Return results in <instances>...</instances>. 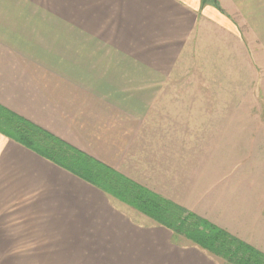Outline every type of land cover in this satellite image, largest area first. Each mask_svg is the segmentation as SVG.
<instances>
[{"label":"crops","instance_id":"0c3cea01","mask_svg":"<svg viewBox=\"0 0 264 264\" xmlns=\"http://www.w3.org/2000/svg\"><path fill=\"white\" fill-rule=\"evenodd\" d=\"M218 1L223 11L211 0H0V106L264 253V128L216 159L214 128L153 114L189 43L206 27L227 35ZM200 133L210 142L201 148ZM129 199L0 130L1 218L142 250L145 264H233Z\"/></svg>","mask_w":264,"mask_h":264},{"label":"rangeland","instance_id":"374dc122","mask_svg":"<svg viewBox=\"0 0 264 264\" xmlns=\"http://www.w3.org/2000/svg\"><path fill=\"white\" fill-rule=\"evenodd\" d=\"M224 11L227 35L222 27L214 31L206 27L198 40L190 42L169 80L168 103L153 106L156 115L183 113L185 130L192 129V124L200 132L214 128L218 149L212 148V155L216 153V159L227 141L246 143L258 128H264V0H227ZM159 122L169 123L153 120ZM249 135L252 138H245ZM189 138H185V146ZM193 139H199L200 148L210 144L201 133ZM24 220L19 218L16 223V218L0 217V264H145L142 250L115 252L96 248L91 240H75L74 234L34 233L27 231L32 225Z\"/></svg>","mask_w":264,"mask_h":264},{"label":"trees","instance_id":"16d2710c","mask_svg":"<svg viewBox=\"0 0 264 264\" xmlns=\"http://www.w3.org/2000/svg\"><path fill=\"white\" fill-rule=\"evenodd\" d=\"M211 1L220 7L217 0ZM0 130L12 134L20 142L106 191L129 196V200L137 203L143 212L173 230L175 236L184 235L199 247L223 258L226 262L264 264L263 252L230 234L227 230L122 175L115 172L113 174L116 175L104 173L101 170L102 166L95 160L35 124L5 111L1 106ZM85 157L90 163L87 164L86 161L81 160ZM100 171L108 176L102 175Z\"/></svg>","mask_w":264,"mask_h":264}]
</instances>
